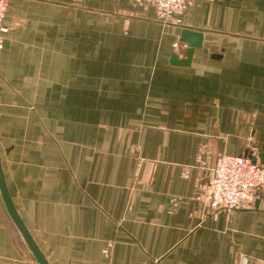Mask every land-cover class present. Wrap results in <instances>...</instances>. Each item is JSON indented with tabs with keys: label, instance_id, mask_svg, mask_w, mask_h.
I'll return each mask as SVG.
<instances>
[{
	"label": "crops",
	"instance_id": "1",
	"mask_svg": "<svg viewBox=\"0 0 264 264\" xmlns=\"http://www.w3.org/2000/svg\"><path fill=\"white\" fill-rule=\"evenodd\" d=\"M0 160L49 264H264V192L208 212L216 158L264 146V0H8ZM183 27L202 34L188 65ZM0 264H38L0 195Z\"/></svg>",
	"mask_w": 264,
	"mask_h": 264
},
{
	"label": "built area",
	"instance_id": "2",
	"mask_svg": "<svg viewBox=\"0 0 264 264\" xmlns=\"http://www.w3.org/2000/svg\"><path fill=\"white\" fill-rule=\"evenodd\" d=\"M154 7L157 18L168 21L175 12L181 11L192 0H136ZM8 0H0V49L3 33L6 31L4 17ZM172 51L179 59L184 57L178 41L172 44ZM264 192V166L258 160V151L252 148L248 154H220L212 168L206 202L211 214L220 211L232 212L242 209L252 201L256 190Z\"/></svg>",
	"mask_w": 264,
	"mask_h": 264
},
{
	"label": "water",
	"instance_id": "3",
	"mask_svg": "<svg viewBox=\"0 0 264 264\" xmlns=\"http://www.w3.org/2000/svg\"><path fill=\"white\" fill-rule=\"evenodd\" d=\"M201 38H202V34L200 32L195 31L188 27H183L179 39L182 42H186L189 46L187 57L182 61L178 58L176 54H174L172 55L171 62L177 65H188L192 58L193 48L195 46H200ZM258 160L264 166V146L262 147V150L258 153ZM0 195L8 211V214L12 220V223L14 224L17 231L21 235L22 239L26 243V246L28 247L29 251L31 252L36 262L38 264H49L45 255L34 241L31 233L29 232L24 222L20 218L13 204L8 188L6 186L1 160H0Z\"/></svg>",
	"mask_w": 264,
	"mask_h": 264
}]
</instances>
